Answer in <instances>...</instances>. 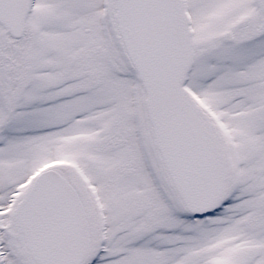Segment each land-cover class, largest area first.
Returning <instances> with one entry per match:
<instances>
[{"label": "snow or ice", "instance_id": "6c2138e0", "mask_svg": "<svg viewBox=\"0 0 264 264\" xmlns=\"http://www.w3.org/2000/svg\"><path fill=\"white\" fill-rule=\"evenodd\" d=\"M0 264H264V0H0Z\"/></svg>", "mask_w": 264, "mask_h": 264}]
</instances>
